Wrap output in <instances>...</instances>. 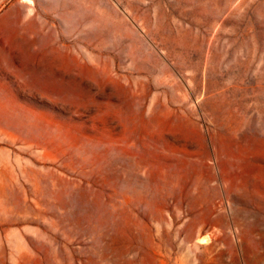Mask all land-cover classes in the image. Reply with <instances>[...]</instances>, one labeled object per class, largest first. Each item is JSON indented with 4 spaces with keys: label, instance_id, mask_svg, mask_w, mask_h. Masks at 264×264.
Returning <instances> with one entry per match:
<instances>
[{
    "label": "rangeland",
    "instance_id": "374dc122",
    "mask_svg": "<svg viewBox=\"0 0 264 264\" xmlns=\"http://www.w3.org/2000/svg\"><path fill=\"white\" fill-rule=\"evenodd\" d=\"M0 264H264V0H0Z\"/></svg>",
    "mask_w": 264,
    "mask_h": 264
}]
</instances>
